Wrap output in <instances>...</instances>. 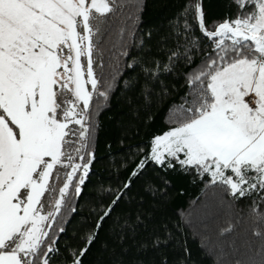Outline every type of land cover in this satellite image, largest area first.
Segmentation results:
<instances>
[{
    "label": "snow or ice",
    "instance_id": "snow-or-ice-1",
    "mask_svg": "<svg viewBox=\"0 0 264 264\" xmlns=\"http://www.w3.org/2000/svg\"><path fill=\"white\" fill-rule=\"evenodd\" d=\"M128 6V0H0V264H83L102 222L126 194L116 195L76 247L61 250L65 229L54 225L69 189L79 194L88 176L100 98L107 102L117 74L123 76L120 57H129L125 69L141 64L159 82V92L147 82L142 88L146 107L153 97L160 104L172 98L167 129L139 149L143 158L123 188L148 164L206 180L234 201L248 199L253 234L264 238V0H229L234 15L212 23L203 0H185L160 37L168 53L163 64L138 31H127L128 20L140 19L136 0V16L117 30L123 50L106 76L113 22ZM126 35L136 43L124 44ZM129 47L141 48L142 61ZM160 73L182 76L183 92L164 84ZM125 83L134 88L138 81ZM145 191L160 194L151 186ZM136 220L142 222L140 213ZM168 243V235H154L151 246Z\"/></svg>",
    "mask_w": 264,
    "mask_h": 264
},
{
    "label": "trees",
    "instance_id": "trees-1",
    "mask_svg": "<svg viewBox=\"0 0 264 264\" xmlns=\"http://www.w3.org/2000/svg\"><path fill=\"white\" fill-rule=\"evenodd\" d=\"M136 0H128L125 13L114 21L113 34L107 44L111 52L107 54L110 68L105 75L114 72L120 51L123 50L117 30L124 25L125 18L135 17ZM185 0H140V19L136 23L127 22V31H138L151 49L149 55L167 63L168 53L159 44L160 37L169 32L168 22L180 11ZM229 0H203L210 23L222 20L225 15H234L235 8L228 7ZM151 32V39L145 33ZM199 36V30H196ZM126 45L136 43L132 36H125ZM115 47L112 48V45ZM167 47H174L169 40ZM131 57L142 61L141 48L129 47ZM120 57L119 67L123 76L117 74L116 82L107 102L102 101L95 118L96 130L91 150L95 158L81 192L76 194L71 188L67 205L61 210L54 227L63 226L59 247H76L80 237L96 228L99 217L111 205L117 194L124 192L123 198L113 207L108 218L98 230V238L90 251L83 257V264H264V238H257L253 232L257 227L256 215L250 209L248 199L234 201L221 188L206 180L182 175L171 170L148 164L145 170L132 178L131 188L124 189L131 173L147 150L154 134L167 129L170 97L160 104L153 97L151 106L146 107L140 95L147 87L159 92L158 81L150 80L137 64L135 71L125 69ZM147 66V65H144ZM181 68L179 71L187 72ZM160 80L169 87L175 86L177 94L183 92V77L173 73H160ZM138 81L130 88L125 81ZM175 95V94H174ZM174 106V105H173ZM151 114L152 120L147 117ZM167 181V185H165ZM60 181H57L59 186ZM159 189L160 194L151 195L147 187ZM166 193V194H165ZM141 214V223L136 220ZM232 231H226V229ZM123 229V231H122ZM167 230L165 232L164 230ZM223 233V235H221ZM123 235L122 242L116 237ZM154 235H168L167 246L153 249ZM148 246L141 250V245ZM185 249L190 255L185 254Z\"/></svg>",
    "mask_w": 264,
    "mask_h": 264
}]
</instances>
